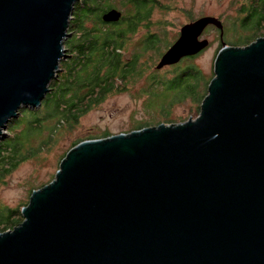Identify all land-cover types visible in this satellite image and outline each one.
<instances>
[{
	"label": "water",
	"instance_id": "obj_1",
	"mask_svg": "<svg viewBox=\"0 0 264 264\" xmlns=\"http://www.w3.org/2000/svg\"><path fill=\"white\" fill-rule=\"evenodd\" d=\"M80 0H0V135L40 107ZM122 11L102 15L120 21ZM221 19L182 26L157 68ZM197 118L78 143L0 231V264H264V37L223 42Z\"/></svg>",
	"mask_w": 264,
	"mask_h": 264
},
{
	"label": "rangeland",
	"instance_id": "obj_2",
	"mask_svg": "<svg viewBox=\"0 0 264 264\" xmlns=\"http://www.w3.org/2000/svg\"><path fill=\"white\" fill-rule=\"evenodd\" d=\"M121 1L113 0V3H116L114 6L121 10L124 16H131L130 14L135 11L134 5L127 3L122 6ZM248 1L250 0H155L153 3L150 2L151 13L137 32H127L123 42L119 40L116 44L117 48H120L118 49L120 55L116 57L122 61L119 73L124 66H129L134 58L137 59L132 64L137 69L136 74L132 72L123 80L117 78L116 84L121 85L120 89L116 88L107 93L100 102L93 104L81 114L75 123L69 121L59 123L57 119L50 120L47 114L42 113L35 119L27 112L26 118L29 123L23 121L16 129V132L23 137L20 145L17 142L19 139L13 140L15 145H19L18 151L11 154L9 152L7 156H0L7 161L1 165L0 171L8 167L7 165L11 162L9 171L6 168L0 174V215H7L11 210H14L12 217H17L20 213L22 215V209L28 205L33 190L50 184L56 178L63 157L80 138L101 135L105 131L113 135L127 134L135 130L138 124L145 122L149 124L148 127H157L161 123L179 124L189 118H197L200 114L201 102H195L185 92H179L174 97V93L168 92L166 88L175 86L173 79L184 68L190 66L199 70V73L207 80L212 78L222 42L235 47L231 41L235 40L234 36L242 32L239 29V21L243 16L241 8ZM205 15L221 19L224 23L223 36L219 28L210 25L202 35V38L210 41L207 48L193 58H183L176 64L158 69L157 65L162 55L178 39L182 26ZM73 18L74 16L70 20L69 35L65 39V53L68 55L66 59L72 55L69 52L67 40L74 35V32H71ZM84 25L88 29L93 28L90 20L85 21ZM125 26L122 24L119 28L122 30ZM95 27L101 31L108 30V26L100 23ZM102 44L101 41L97 50L92 53L95 61H99L105 52ZM89 65L93 67L94 64ZM61 71L62 66L55 79ZM191 81L193 83L196 79ZM203 83L202 80L193 83L197 86L196 97L200 96ZM164 95H168L165 103L168 101L170 106V114L165 117L162 113V107L167 108V105L163 104ZM40 107L34 109L24 107L20 110L18 118L23 117L24 109L37 111ZM18 118L11 120L3 129L0 143L9 140V128L17 122ZM8 150L9 148L5 154H8Z\"/></svg>",
	"mask_w": 264,
	"mask_h": 264
},
{
	"label": "trees",
	"instance_id": "obj_3",
	"mask_svg": "<svg viewBox=\"0 0 264 264\" xmlns=\"http://www.w3.org/2000/svg\"><path fill=\"white\" fill-rule=\"evenodd\" d=\"M154 1L122 0L120 3L122 6H125L127 3L134 5V13L130 14L131 16H124L118 23H113L110 26L108 25V30L101 31L97 29L95 25L98 23L101 25L107 24L102 20V15L112 8H117L115 7L116 3H113V0H80L75 7L74 18L72 20L71 32H74V35L67 40L69 52L72 53L71 57L62 62V71L58 78L52 81L50 91L42 102L40 109L37 111L24 109L22 112L23 117L18 118L17 122L10 126L9 140L0 143V156H7L9 152L11 154V152L18 151L20 140L23 137L16 132V129L23 121L29 123L26 118L27 112L32 114L35 119L42 113L47 114L50 120L57 119L59 123L66 121L75 123L81 114L86 112L93 104L100 102L107 93L116 88L120 89L119 86L121 85L116 84L117 78L123 80L130 76L132 72H135V74L137 73L135 65L132 66L136 58L131 61L129 66H124L121 73H119L122 61L116 57L120 55V52H118L120 48H117L116 44L119 40L123 42L127 32H137L138 28L143 24V21L149 17L151 13L152 5L149 3H153ZM241 10L243 16L239 21V29H241L242 32L238 36H234L235 40L231 41L234 43L233 45H235V47L248 46L257 39L264 37V0H250L247 4L243 5ZM143 11H145V13ZM87 20L91 21L93 28L88 29L85 27L84 23ZM122 24L126 26L121 30L119 25ZM100 35L102 36L100 37ZM234 35H236V33ZM101 41L103 42L102 45L105 52L102 54L99 61H95L92 53L97 50V46H99ZM193 57L194 56H191L190 58ZM89 64L94 65L92 67V65ZM214 76L215 73L210 80H207L196 68L191 66L186 67L173 79L175 86L172 85L167 87L166 90L174 93V97L177 96L179 92H185L190 95L195 102L202 103L208 94L209 84ZM194 79H196V81L193 83H196L197 80H202L204 82L202 85L203 88L200 89L199 97H196L197 86L191 81ZM167 96L168 95H164L163 97V104L167 105L166 109L162 107L163 117L170 114L169 102L167 101V103H165ZM84 100L86 101L83 102ZM170 104L172 103L170 102ZM148 126L149 124L146 122L140 123L135 127V130H140ZM112 135L113 134L109 131H105L101 135L80 138L74 143L71 149L84 140L107 138ZM14 139H19L17 141L19 145L13 143ZM8 148V154H5ZM70 150L66 152L63 159ZM3 159L4 157L0 158V168L3 163L7 162ZM7 166L8 167L2 168L0 174L3 173L6 168L7 171H9L11 162ZM13 213L14 210H11L7 215H0L1 232L15 228L24 220L21 213L18 214L17 217H12Z\"/></svg>",
	"mask_w": 264,
	"mask_h": 264
},
{
	"label": "flooded vegetation",
	"instance_id": "obj_4",
	"mask_svg": "<svg viewBox=\"0 0 264 264\" xmlns=\"http://www.w3.org/2000/svg\"><path fill=\"white\" fill-rule=\"evenodd\" d=\"M124 17V15H123V12H122V17H121V19H120V21L122 20V18ZM197 19V18H196ZM120 21H118V22H120ZM194 21V20H193ZM118 22H116V23H118ZM192 22V21H191ZM190 23V22H189ZM113 23H107V24H105V26H110V25H112ZM115 24V23H114ZM206 30V29H205ZM204 33V32H203ZM203 35V34H202ZM201 39H204V38H202V36H201ZM191 57V56H190ZM185 58H187V57H185Z\"/></svg>",
	"mask_w": 264,
	"mask_h": 264
}]
</instances>
